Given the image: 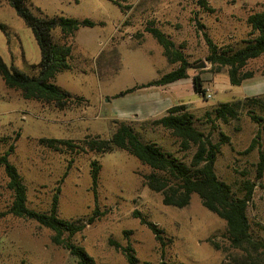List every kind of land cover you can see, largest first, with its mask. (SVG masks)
Returning a JSON list of instances; mask_svg holds the SVG:
<instances>
[{
    "label": "rangeland",
    "instance_id": "obj_1",
    "mask_svg": "<svg viewBox=\"0 0 264 264\" xmlns=\"http://www.w3.org/2000/svg\"><path fill=\"white\" fill-rule=\"evenodd\" d=\"M26 1L39 17L89 19L96 24L80 28L67 43L59 29L52 32L56 44L71 42L73 46L70 68L57 74L53 82L72 97L83 98L75 107L59 111L24 100L18 91L7 89L0 77V156L14 144L9 161L26 185L27 207L48 212L59 188L58 216L83 221L84 229L73 242L84 248L95 264H126L124 255L112 243L130 245L140 263L220 264L224 260L228 244L225 223L203 208L196 195L185 208L165 206L161 195L144 185L148 167L126 152L61 154L38 143L40 138L77 142L98 135L108 139L116 122L131 123V98L135 94L116 96L173 68L162 56V48L144 32L152 23L182 48L189 72L198 75L212 94L208 100L191 96L187 110L195 116V126L212 142H219L221 133L229 138L220 147L215 172L237 195L246 183H255L247 214L251 230L264 240V174L256 179L259 152H264V112L255 109L263 119L260 123L253 122L245 111L228 124L210 123L205 116L222 103L264 97V55L248 63L246 69L253 71L252 79L231 86L226 68L213 72L206 60L208 49L203 38L206 33L219 46L240 45L250 32L247 16L263 10L264 0H205L213 13L201 6L204 0ZM0 23L11 35L8 46L0 30V57L7 66L30 72L28 65L40 61V51L31 30L7 0H0ZM201 62L206 67L195 69ZM153 90L159 88L140 89L142 93ZM136 131L144 142H155L180 161L190 163L194 147L183 150L169 131L150 126H137ZM253 139L256 143L248 150ZM70 161L71 168L61 181ZM93 161L100 164L96 200L90 177ZM6 183L0 168V264H76L65 248L51 242L53 233L49 229L7 214L12 195ZM95 207L103 216L87 224ZM134 211L162 231L164 246L140 224Z\"/></svg>",
    "mask_w": 264,
    "mask_h": 264
},
{
    "label": "trees",
    "instance_id": "obj_2",
    "mask_svg": "<svg viewBox=\"0 0 264 264\" xmlns=\"http://www.w3.org/2000/svg\"><path fill=\"white\" fill-rule=\"evenodd\" d=\"M10 7L23 20L34 36L40 51V61L28 65L30 72H24L13 65L7 66L0 57V77L7 89L18 91L21 98L35 101L43 105H50L56 110L63 111L75 107L83 101L82 97H72L67 91L56 84L54 79L57 74L70 68L69 59L72 53V43L58 45L53 41L52 32L59 29L61 36L67 43L74 38L75 33L82 27H94L96 24L89 20H78L68 17H39L32 13L26 0H7ZM201 6L207 12L214 9L202 1ZM246 24L250 28L248 37L238 46L217 45L212 38L203 33V38L208 49L206 60L211 65L213 72L218 73L223 68L227 69L229 84L240 86L243 82L253 78V71L247 70L251 60L264 55V9L249 14ZM0 30L7 38L10 46L9 29L0 23ZM144 32L162 48V56L173 68L162 74L159 78L145 84L137 85L131 89L120 92L116 98L131 94L136 90L148 87H160L172 84L179 80L191 77L193 91L196 95L204 97L206 89L198 75H191L190 64L171 37L150 23ZM205 98V97H204ZM264 112V97L251 96L222 103L206 112L205 116L210 123L220 121L228 124L239 119L245 111L255 123L263 119L255 113V109ZM195 116L187 110L185 105H176L155 119L140 123L120 121L108 139L100 136H86L75 142L54 138H40V146L61 154L94 153L105 155L114 150L126 152L134 156L142 165L148 167L150 172L143 177L144 185L162 197V204L177 209H182L190 204L191 197L196 195L203 208L214 214L225 223L228 242L227 249L223 251L224 260L220 264H264V240L259 239L251 230L247 210L252 200L255 183H246L240 195L232 187L220 180L215 172V163L220 153L222 144L229 138L222 133L219 142H212L210 138L195 126ZM137 126L161 127L171 133L179 142L183 150L194 147L195 152L187 165L172 153H168L155 142H144L136 131ZM7 143V142H6ZM256 141L253 139L248 150H252ZM14 152V144H9L8 149L0 156V168L7 177L6 188L12 195V202L7 214L24 220L36 222L39 226L49 229L53 235L51 242L62 246L76 259V264H95V260L82 248L73 242V237L80 233L85 224L77 219L64 220L58 216L57 188L48 212H37L27 207V188L23 183L17 168L9 161ZM72 161L69 162L62 180L66 178ZM100 164L91 163V189L96 200ZM264 174V152H259V161L256 167V179L260 180ZM3 216L4 213H1ZM141 225L146 226L155 236L161 246L164 242L157 226L147 221L138 211L133 213ZM103 216L97 207L87 219V224H93ZM127 234V232H125ZM112 245L125 257L126 264H151L140 263L130 245ZM216 248L217 245L215 246ZM157 264H169L161 261Z\"/></svg>",
    "mask_w": 264,
    "mask_h": 264
},
{
    "label": "crops",
    "instance_id": "obj_3",
    "mask_svg": "<svg viewBox=\"0 0 264 264\" xmlns=\"http://www.w3.org/2000/svg\"><path fill=\"white\" fill-rule=\"evenodd\" d=\"M10 54L12 56L13 53ZM156 88L159 90L142 93L139 89L136 90L137 93L133 92L135 96L131 98V122L159 118L173 106H186L191 96L196 95L193 92L191 77Z\"/></svg>",
    "mask_w": 264,
    "mask_h": 264
},
{
    "label": "water",
    "instance_id": "obj_4",
    "mask_svg": "<svg viewBox=\"0 0 264 264\" xmlns=\"http://www.w3.org/2000/svg\"><path fill=\"white\" fill-rule=\"evenodd\" d=\"M206 67L204 62H201L199 64H197L194 68L195 69H204Z\"/></svg>",
    "mask_w": 264,
    "mask_h": 264
},
{
    "label": "built area",
    "instance_id": "obj_5",
    "mask_svg": "<svg viewBox=\"0 0 264 264\" xmlns=\"http://www.w3.org/2000/svg\"><path fill=\"white\" fill-rule=\"evenodd\" d=\"M204 97L206 98V100H208L212 97V94L210 93V91L208 89H206V93H205Z\"/></svg>",
    "mask_w": 264,
    "mask_h": 264
}]
</instances>
